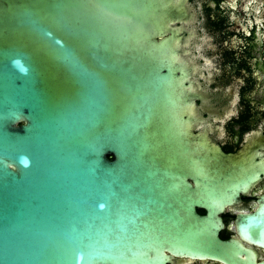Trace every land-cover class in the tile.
<instances>
[{
    "label": "water",
    "instance_id": "water-1",
    "mask_svg": "<svg viewBox=\"0 0 264 264\" xmlns=\"http://www.w3.org/2000/svg\"><path fill=\"white\" fill-rule=\"evenodd\" d=\"M177 11L0 0V264H166L202 248L226 176L194 131Z\"/></svg>",
    "mask_w": 264,
    "mask_h": 264
},
{
    "label": "flooded vegetation",
    "instance_id": "flooded-vegetation-1",
    "mask_svg": "<svg viewBox=\"0 0 264 264\" xmlns=\"http://www.w3.org/2000/svg\"><path fill=\"white\" fill-rule=\"evenodd\" d=\"M175 2L194 131L220 148L226 195L205 218L202 248L169 254L166 264H264V0ZM196 211L205 216L207 208ZM214 224L217 243L209 241Z\"/></svg>",
    "mask_w": 264,
    "mask_h": 264
}]
</instances>
